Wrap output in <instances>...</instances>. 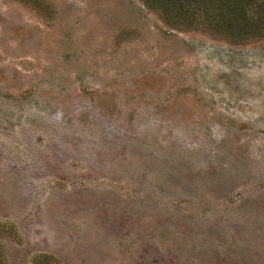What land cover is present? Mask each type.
Segmentation results:
<instances>
[{"label":"rangeland","instance_id":"1","mask_svg":"<svg viewBox=\"0 0 264 264\" xmlns=\"http://www.w3.org/2000/svg\"><path fill=\"white\" fill-rule=\"evenodd\" d=\"M0 264H264V33L0 0Z\"/></svg>","mask_w":264,"mask_h":264},{"label":"trees","instance_id":"2","mask_svg":"<svg viewBox=\"0 0 264 264\" xmlns=\"http://www.w3.org/2000/svg\"><path fill=\"white\" fill-rule=\"evenodd\" d=\"M142 2L158 11L161 17L174 27L205 28L236 41L264 33V0H142Z\"/></svg>","mask_w":264,"mask_h":264}]
</instances>
